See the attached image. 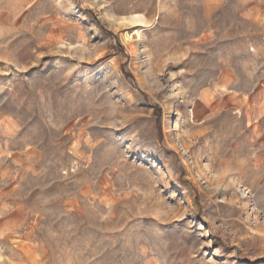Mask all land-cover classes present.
Wrapping results in <instances>:
<instances>
[{"label": "rangeland", "instance_id": "374dc122", "mask_svg": "<svg viewBox=\"0 0 264 264\" xmlns=\"http://www.w3.org/2000/svg\"><path fill=\"white\" fill-rule=\"evenodd\" d=\"M0 264H264V0H0Z\"/></svg>", "mask_w": 264, "mask_h": 264}]
</instances>
